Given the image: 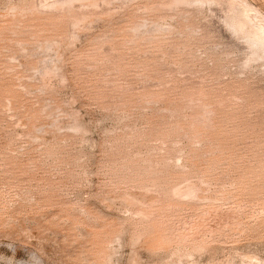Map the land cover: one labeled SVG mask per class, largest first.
<instances>
[{
  "label": "rangeland",
  "instance_id": "rangeland-1",
  "mask_svg": "<svg viewBox=\"0 0 264 264\" xmlns=\"http://www.w3.org/2000/svg\"><path fill=\"white\" fill-rule=\"evenodd\" d=\"M255 19L264 0H0V264H264Z\"/></svg>",
  "mask_w": 264,
  "mask_h": 264
},
{
  "label": "bare ground",
  "instance_id": "bare-ground-1",
  "mask_svg": "<svg viewBox=\"0 0 264 264\" xmlns=\"http://www.w3.org/2000/svg\"><path fill=\"white\" fill-rule=\"evenodd\" d=\"M64 2V1H63ZM240 12H243V9L239 10ZM246 19H253V17L250 14L245 15ZM254 27L255 31L251 35V47L260 46L261 51L264 52V23L260 22L258 19L254 20ZM255 50V49H254ZM257 53L256 51H254Z\"/></svg>",
  "mask_w": 264,
  "mask_h": 264
}]
</instances>
